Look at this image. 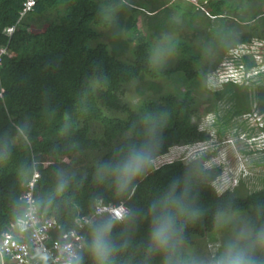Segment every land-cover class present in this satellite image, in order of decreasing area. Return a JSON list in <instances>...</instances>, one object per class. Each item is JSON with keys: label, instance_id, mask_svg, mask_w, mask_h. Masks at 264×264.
<instances>
[{"label": "trees", "instance_id": "obj_1", "mask_svg": "<svg viewBox=\"0 0 264 264\" xmlns=\"http://www.w3.org/2000/svg\"><path fill=\"white\" fill-rule=\"evenodd\" d=\"M32 1V10L22 16L27 0H0V138L13 140L16 126L27 124L31 140L30 147L14 143L9 159L0 165V242L7 232L18 236L16 205L35 174L40 178L34 198L51 197L42 215L53 217L62 231H68L77 228L78 217L95 213L96 198H102L103 205L146 210L171 179L182 177L192 163H203L153 165L130 200L95 183L97 161L142 139L144 115L165 117L156 160L175 146L208 139L194 120L214 113L220 125L251 112L247 87L233 83L216 91L208 87V76L231 45L250 42L247 36L235 41L228 33L225 11L232 7L224 0H198L199 7L189 0ZM203 33L207 46L219 55L216 63L208 62V49L198 45ZM221 35L227 36L225 43L219 41ZM164 37L171 38L174 54L157 65L150 56ZM246 63L251 69L250 58ZM174 82H182L188 91L177 86L175 90ZM254 98L264 112V87ZM224 103L227 109L220 114L217 110ZM61 171L69 175L70 183L57 195L53 187ZM219 175V168L207 169L198 189L206 214L185 232L188 247L198 256L209 242L223 238L213 224L217 207L231 203L250 215L256 205L264 204V191L249 193L243 187L218 197L212 183ZM146 231V223L137 227L127 254L133 264L142 259ZM83 234L87 239V227ZM0 264L13 263L0 257ZM84 264L91 261L85 257ZM152 264H159L158 258Z\"/></svg>", "mask_w": 264, "mask_h": 264}, {"label": "clouds", "instance_id": "obj_2", "mask_svg": "<svg viewBox=\"0 0 264 264\" xmlns=\"http://www.w3.org/2000/svg\"><path fill=\"white\" fill-rule=\"evenodd\" d=\"M218 39L221 43H225L227 36L221 35ZM230 51L235 53L230 56L232 71L240 81L238 80L237 83L234 80L226 83L220 81L221 86H215L219 88L218 90L230 83L247 86L254 73L246 63L247 58L252 59L254 56L250 46L249 49ZM230 51L227 52V56ZM173 54L171 38L164 37L155 44L150 60L154 64L163 65ZM241 64L245 66L243 70L239 69ZM226 72L229 70L226 69ZM244 81L247 83H243ZM253 112L254 110L251 109L250 113L241 116L245 117ZM261 113L264 114V112ZM164 122V116L144 115L141 119L142 139L125 145L107 160L97 161L93 173L95 183L110 187L117 198L130 200L137 183L153 169ZM210 127L216 130L215 127L220 125L216 121L210 124ZM222 130H224L223 127ZM216 131L215 133L219 134V129ZM260 131L263 138L264 127H261ZM240 138L243 139V137ZM207 141L201 143L209 144L212 148V142L206 143ZM16 142H20L24 147H30V132L27 124L16 126L13 140L7 136L0 138V165L9 159L12 145ZM216 144L220 143L217 141ZM261 151H264V146L261 147ZM249 153L250 149L249 151L244 149L236 151L235 155L239 161V154L246 156ZM208 155L209 153L205 152L192 159L190 162L203 160V163L194 162L186 169L182 177L171 179L168 185L148 203L146 210L133 211L131 207L124 204L103 205L100 203L102 198H96L93 203H99L98 205L101 204L107 209L87 219L88 236L84 247L82 250L73 251L66 258L65 264H84L85 257L91 261V264H133L127 254L134 246L137 227L141 223H146L147 231L146 244L142 249L143 256L139 264H152V261L157 258L159 264H264V204L256 205L250 215H245L231 203L215 209L213 224L215 230L222 234L223 239L213 251L210 260L205 261L188 247L185 240L186 230L197 223L207 211L199 204L198 189L207 175L209 165L204 162ZM69 183V175L63 171L58 172L53 192L62 195L67 191ZM216 195L222 197L224 192L217 191ZM50 199L51 197L24 199L18 203L16 212L21 222L25 218L31 220L41 215L49 206ZM46 259L45 257V261Z\"/></svg>", "mask_w": 264, "mask_h": 264}, {"label": "rangeland", "instance_id": "obj_3", "mask_svg": "<svg viewBox=\"0 0 264 264\" xmlns=\"http://www.w3.org/2000/svg\"><path fill=\"white\" fill-rule=\"evenodd\" d=\"M188 2H191L195 6L198 5L197 7L201 5L198 4V0H189ZM224 4L227 7L230 5L233 10L225 11L228 15L226 26L228 27V33L232 35V39L237 41L244 36L250 37V42L248 44L236 43L235 45H231L230 50L249 49L250 46L251 51H254V56L250 59V62L253 64L252 70L254 73L249 84L245 86L248 89L249 101L252 103L254 112L245 117L235 116L231 121H221L220 127H215L216 130L219 129V134H216L215 132L217 131L210 127V124L216 123L218 118L214 114L210 113V115H206L198 122L194 120V124H197L200 131L210 132L209 134L205 132V135L208 137L206 143L212 142V148L209 144L201 142L175 146L169 150L166 156L155 160L154 166L159 167L163 164L176 162L178 160H182L184 163H190L192 159L206 152L209 153V155L205 158L204 163L209 165L208 169H220L219 177L212 183L216 192H225V189L233 192L243 187L249 193H254L264 191V151H261V147L264 146V137L261 138L262 132L260 131L261 127H264V114L261 113L257 99L254 98L257 95L258 88L264 86V0H224ZM236 7L240 8L236 9ZM200 10L201 12H205L206 8L203 7L200 8ZM205 14V16L208 17V14ZM210 19L214 24L217 21L212 16ZM236 23L240 24V26L237 27ZM138 24L140 25L141 21H138ZM186 31H188V29L185 28L184 32ZM199 39L201 41H199L198 45L206 47L209 51L208 62H218L219 55L215 53L211 46H207L204 33L200 35ZM136 44H138V41H136ZM228 58L230 60V56L228 57L227 53H225L219 60L220 63H218L215 71L208 76L209 90L216 91L219 88H215V86H221L218 78L219 75L223 73V69L225 68L224 64L227 62ZM234 82L237 83L235 80ZM243 83H247V81ZM174 84L172 86L175 90L177 86L183 93L188 91V88L182 82H174ZM231 95L233 96V94ZM129 97L131 98V96ZM135 102L137 101L133 103ZM225 106L226 104L224 103L221 106L222 108H219L217 111L223 114L222 110L227 109ZM256 106H258V109H256ZM222 127L224 130H222ZM212 133L214 134L213 136L211 135ZM240 137H243V139ZM217 141L220 144H216ZM244 149L248 151L250 149V153L246 156L239 154L238 161L235 152ZM222 239L221 236H218L216 241L209 242L200 254V257H203L205 261L210 260L213 251L218 247Z\"/></svg>", "mask_w": 264, "mask_h": 264}, {"label": "built area", "instance_id": "obj_4", "mask_svg": "<svg viewBox=\"0 0 264 264\" xmlns=\"http://www.w3.org/2000/svg\"><path fill=\"white\" fill-rule=\"evenodd\" d=\"M32 3V0H27L23 14L32 10ZM232 55L235 53L230 51L228 57ZM224 65L225 70L219 75V80L222 83L232 80L238 81V77L232 71L229 58ZM244 68L243 64L239 67L240 70ZM226 69L229 72H226ZM39 178V174L33 176L28 191L23 195V200L35 199L33 193ZM104 209L107 208L100 204L95 213H103ZM88 218L78 217L75 220L77 228L68 231H62L61 225L53 217L42 214L31 220L25 218L23 222L18 218V236L9 232L4 234L0 242V257L8 258L13 264H43L45 257L50 264H65L66 258L73 251L83 249L86 241L83 231L87 227Z\"/></svg>", "mask_w": 264, "mask_h": 264}, {"label": "flooded vegetation", "instance_id": "obj_5", "mask_svg": "<svg viewBox=\"0 0 264 264\" xmlns=\"http://www.w3.org/2000/svg\"><path fill=\"white\" fill-rule=\"evenodd\" d=\"M223 88V87H222Z\"/></svg>", "mask_w": 264, "mask_h": 264}]
</instances>
